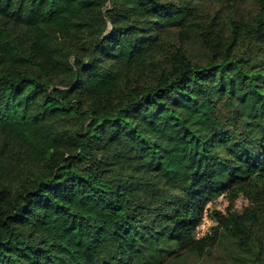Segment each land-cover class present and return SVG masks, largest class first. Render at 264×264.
I'll return each mask as SVG.
<instances>
[{"label": "trees", "instance_id": "trees-1", "mask_svg": "<svg viewBox=\"0 0 264 264\" xmlns=\"http://www.w3.org/2000/svg\"><path fill=\"white\" fill-rule=\"evenodd\" d=\"M263 1L0 0V264H264Z\"/></svg>", "mask_w": 264, "mask_h": 264}, {"label": "rangeland", "instance_id": "rangeland-1", "mask_svg": "<svg viewBox=\"0 0 264 264\" xmlns=\"http://www.w3.org/2000/svg\"><path fill=\"white\" fill-rule=\"evenodd\" d=\"M264 2V1H263ZM249 201L247 198L241 196L236 202V208L241 210L247 206ZM212 207L224 211L228 206V200L226 195L220 196L211 202ZM213 221H211L206 215L203 216L201 224L197 229V237H201L210 231L211 226H213ZM183 264H231V261L227 258L225 250L223 247L210 249L207 254L200 258L199 256L190 255L186 258V263Z\"/></svg>", "mask_w": 264, "mask_h": 264}]
</instances>
